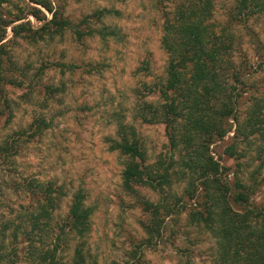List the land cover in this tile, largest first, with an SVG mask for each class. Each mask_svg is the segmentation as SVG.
I'll return each mask as SVG.
<instances>
[{"label":"trees","instance_id":"1","mask_svg":"<svg viewBox=\"0 0 264 264\" xmlns=\"http://www.w3.org/2000/svg\"><path fill=\"white\" fill-rule=\"evenodd\" d=\"M9 1L0 0V116L14 115L15 99L9 96V87L25 85V79L15 73L18 68L9 40L4 42L9 26L14 37L29 41L63 38L68 31H74L78 40L116 34L108 26L91 25V17L95 22L103 20L106 9L77 24L53 0H28L29 9L19 7L14 16L4 9ZM155 1L163 15L164 74L132 88L131 120L116 113V135L109 137L111 151L124 157L123 185L136 194L138 186L158 193L157 201L141 198L150 219V236L161 233L169 216L186 212L188 225L213 239L214 264H264V203L256 201L264 182V177H258L264 175V93L246 97L254 64L244 49L245 37L257 46L262 43L249 21L264 15V0H235L220 18L217 0ZM25 13L43 24L35 27L30 20L14 24ZM54 64L63 72L75 66ZM141 69L150 72L149 58ZM44 87L49 96L60 90L50 84ZM150 96L157 98L149 100ZM138 121L166 127L168 150L155 161H150ZM48 126L43 117L36 118L31 124L34 132L24 134H42ZM219 142L226 144L223 157L215 155ZM17 143L6 139L0 145V162H12L19 152ZM226 160H233L234 167ZM12 181L13 191L26 201L14 212L19 213L20 222L9 220L0 229V264H9L5 244L11 226L12 243L19 237L28 243L29 264H66L63 252L73 241L70 264H97L87 246L94 207L88 204L84 188L69 191L36 175ZM70 193L68 211L61 217Z\"/></svg>","mask_w":264,"mask_h":264},{"label":"rangeland","instance_id":"2","mask_svg":"<svg viewBox=\"0 0 264 264\" xmlns=\"http://www.w3.org/2000/svg\"><path fill=\"white\" fill-rule=\"evenodd\" d=\"M235 0H217L218 17L232 9ZM28 0H10L4 9L14 16L19 7L29 9ZM65 14L79 24L92 13L106 9L103 20L91 25L113 28L115 35L102 39L100 35L77 39L74 31L55 40L29 41L14 37L12 26L5 41L18 68L15 73L25 79L23 87H9L15 99L14 115L0 116V145L6 139H16L19 152L7 162H0V229L9 220L19 223V203L24 195L13 191L12 180L36 175L54 180L69 191L84 188L88 204L94 207L92 227L87 246L97 264L117 261L122 264H214L213 239L187 223L186 212L169 216L160 234L149 235L148 213L141 198L157 201L158 193L143 186L138 193L127 191L122 181L124 157L111 151L109 137L116 135V113L131 120L132 88L143 86L164 74L167 54L161 45L163 15L155 0H53ZM46 11V10H45ZM47 12V11H46ZM47 15L51 17L50 13ZM30 20L35 27L43 22L32 13L14 24ZM249 25L257 32L261 44L248 37L244 49L253 66L246 88V97L264 93V15L252 17ZM81 26H79L80 28ZM262 55V57H260ZM149 58V73L139 70ZM74 64V68L56 67L54 63ZM96 65L92 72L85 68ZM60 86L55 96H49L45 85ZM150 96L148 99H156ZM43 117L49 124L42 134L34 132L31 124ZM145 141L150 161L168 150L166 127L162 123L137 122ZM27 134H24L26 133ZM233 135V133H231ZM225 143H218L216 157L224 156ZM234 167L233 160H226ZM258 162H256L257 165ZM261 180L264 175H258ZM72 193L65 198L60 210L68 211ZM264 203V182L256 195ZM59 216V218H61ZM61 220V219H59ZM11 226L7 231L6 256L9 264H29L23 238L12 243ZM74 243L63 252L70 264Z\"/></svg>","mask_w":264,"mask_h":264}]
</instances>
